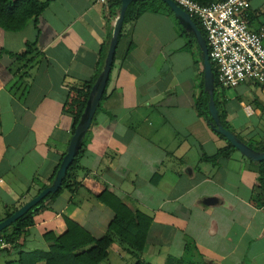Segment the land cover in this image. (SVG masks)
Here are the masks:
<instances>
[{
	"label": "crops",
	"instance_id": "obj_1",
	"mask_svg": "<svg viewBox=\"0 0 264 264\" xmlns=\"http://www.w3.org/2000/svg\"><path fill=\"white\" fill-rule=\"evenodd\" d=\"M120 11L110 15L108 2L99 0H50L22 30L0 27V222L53 182L74 134L67 96L95 79L107 49L105 64ZM248 21L252 30L264 29V0H253ZM183 28L167 11L123 23L73 182L94 176L131 210L152 218L139 252L149 264H264L260 162L237 149L219 156L229 141L198 113L201 48H188ZM28 42L40 54L24 66L12 54ZM217 96L227 129L264 148V86L247 81L220 87ZM75 184L7 241L0 264L48 252L67 232L65 217L95 238L109 233L114 211ZM135 261L133 249L114 236L105 264Z\"/></svg>",
	"mask_w": 264,
	"mask_h": 264
},
{
	"label": "trees",
	"instance_id": "obj_2",
	"mask_svg": "<svg viewBox=\"0 0 264 264\" xmlns=\"http://www.w3.org/2000/svg\"><path fill=\"white\" fill-rule=\"evenodd\" d=\"M201 4L207 5L216 0H196ZM50 0H0V27L9 31L22 30L29 20H37L39 16L48 7ZM122 6V0H108L109 14L116 15L117 11ZM153 11H167L175 15L172 9L162 0H140L132 2L125 13L124 24L137 19L145 12ZM198 28L202 31L204 37L206 33L200 22L193 18ZM183 32L188 39V48H192L195 44L199 49L198 42L192 32H188L183 28ZM121 35V33H120ZM106 50L102 57L101 65L98 67L97 75L94 80L85 84L83 87L71 88L64 104V111L75 117L74 131L84 113L87 102L94 83L103 70ZM199 61L203 63L202 53L199 49ZM40 54L36 48L35 42H28L26 49L20 54H12L17 62L23 63L27 66L36 60ZM215 75V91L214 100L219 111V116L223 126L229 128L225 121L224 114L220 112V102L218 100L219 85L217 82V68L212 64ZM204 76V70L202 71ZM204 77L200 84V95L197 98V110L201 117H203L210 125L213 118L209 111L210 95L204 89ZM106 96V90L99 103L98 109ZM96 111V112H97ZM214 130V129H213ZM215 131V130H214ZM218 133L217 131H215ZM222 137V134L218 133ZM85 149V139L82 142L81 149L75 158L74 162L68 169L67 175L63 180L61 188L53 194H48L40 203L30 209L25 215L17 219L9 227L0 232V237L5 238L8 242H13L21 234V232L34 224V214L37 210L48 207L54 199L64 190L71 189L73 179L75 178V171L79 167V157ZM236 148L229 142V147L220 151L219 156H230ZM257 150H264V148H257ZM259 169V183L264 187V162H260ZM58 171V168H57ZM56 171V172H57ZM56 176H53L54 180ZM75 185H83L91 194H93L99 201L110 207L114 213L115 218L110 224V231L102 238H95L89 232L84 230L81 226L65 217L67 224V232L57 238H54L53 244L48 252L35 251L22 254L23 264H37L39 261H46V264H105L109 257V251L114 242V236L119 237L123 242L133 249L136 261L134 264H149L143 260L139 252L143 251L146 242L148 231L150 229L152 218L142 212L133 211L127 207L118 197L109 192L108 187L94 176H87L84 181L76 183ZM11 214L8 215V217Z\"/></svg>",
	"mask_w": 264,
	"mask_h": 264
},
{
	"label": "built area",
	"instance_id": "obj_3",
	"mask_svg": "<svg viewBox=\"0 0 264 264\" xmlns=\"http://www.w3.org/2000/svg\"><path fill=\"white\" fill-rule=\"evenodd\" d=\"M175 1L204 29L219 87L235 88L247 81L264 86V29L252 30L248 21L253 0H216L207 5L196 0ZM8 245L0 237V251Z\"/></svg>",
	"mask_w": 264,
	"mask_h": 264
},
{
	"label": "water",
	"instance_id": "obj_4",
	"mask_svg": "<svg viewBox=\"0 0 264 264\" xmlns=\"http://www.w3.org/2000/svg\"><path fill=\"white\" fill-rule=\"evenodd\" d=\"M135 1H140V0H122L120 15L118 16L116 21V26L110 42V46L103 70L92 87L87 102V106L74 131L71 142L67 149V153L65 154L61 162V165L56 173L53 182L49 186L44 188L37 196L32 198L21 208L15 211L11 216L2 220L0 222V232H2L5 228L9 227L17 219L25 215L30 209H32L34 206L40 203L48 194L56 193L61 188L63 184V180L67 175L68 169L74 162L75 158L77 157L81 149L82 142L91 126L95 113L98 109L99 103L106 90V86L110 77V73L115 57V52L118 45V39L124 23L125 13L128 6ZM162 1H164L172 9L175 16L179 19L183 27L188 32H192L195 35L196 40L201 48L203 68H204V83H205L204 89L210 95L209 111L213 118V121L211 122V127L218 133L222 134L225 138H227V140L247 158H250L251 160L258 162H264V151H258L253 147H251L250 145L243 142L233 132H231L229 129L223 126L221 122L219 111L214 100L215 75L209 57L208 43L202 31L198 28L197 24L190 16V14L186 12L181 6H179L175 0H162Z\"/></svg>",
	"mask_w": 264,
	"mask_h": 264
}]
</instances>
